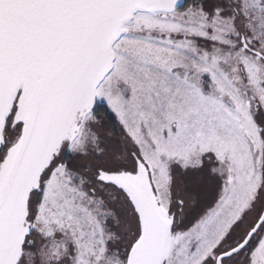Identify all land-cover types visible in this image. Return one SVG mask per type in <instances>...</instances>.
<instances>
[{
  "label": "snow or ice",
  "instance_id": "obj_1",
  "mask_svg": "<svg viewBox=\"0 0 264 264\" xmlns=\"http://www.w3.org/2000/svg\"><path fill=\"white\" fill-rule=\"evenodd\" d=\"M0 264H264V0H0Z\"/></svg>",
  "mask_w": 264,
  "mask_h": 264
}]
</instances>
